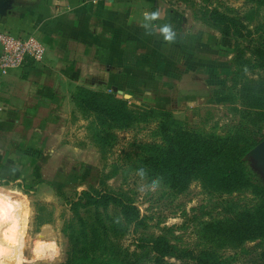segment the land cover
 <instances>
[{
	"label": "rangeland",
	"instance_id": "obj_1",
	"mask_svg": "<svg viewBox=\"0 0 264 264\" xmlns=\"http://www.w3.org/2000/svg\"><path fill=\"white\" fill-rule=\"evenodd\" d=\"M163 1L169 6L174 2L172 10L176 11L177 20L186 19V22H179V36L184 35L188 48L202 53L204 64L200 62L201 54L196 56L197 52H194L195 61L177 92V101L159 104L147 101L145 104L149 109L145 112L169 113L178 122V129L225 136L240 121L233 110L240 109V100L234 98L235 90H229L233 87V73L244 74V78L256 82L264 77V69L249 55L252 47L264 45V6L245 4V0H212L208 4L221 12H234L232 15L242 27L239 30L242 37L235 40L222 37L217 30L204 24L202 18L193 16L194 8H198L192 3L204 6V0ZM237 43L249 61L244 67L235 65ZM161 95L169 96L167 91H162ZM77 113L81 120H73L67 127V142L85 151L65 154L64 157L71 161L60 168V177L54 173L48 176L44 171L42 183L26 185L19 181L15 185L20 191H26L25 199L18 200V213L24 214V217L19 216V220L24 219L22 239L18 243H10L9 236L0 239V264H66L72 243L71 226L77 218L89 216L87 209L80 207L84 204V193L123 194L137 208L139 222L130 225L119 240L129 252L138 250L141 241L148 243L146 241L157 238L166 239L179 250L202 251L216 245L205 239L203 224L228 217L225 212L227 202L234 200L239 207L254 204L248 191L232 194L210 191L199 181L192 182L182 192L161 183L153 188L154 179L147 175L141 178L137 170L141 147L159 139L158 119L128 129H107V125L99 126L94 117ZM259 127L264 129V124ZM257 130V127L253 128V131ZM105 132L113 137L100 140L99 135ZM256 140L254 148L264 138ZM253 149L244 157L243 163L250 180L264 189V165L252 154ZM31 171L24 169L23 176L27 178ZM74 204L79 206L73 208ZM9 206V203L3 204V207ZM108 214L113 216V212ZM259 243H246L243 251L233 246H221L215 252L228 264H260L258 254L264 245L257 247ZM146 250L150 255L141 264H147L148 258L154 256L150 247ZM163 260L167 264H184L168 254Z\"/></svg>",
	"mask_w": 264,
	"mask_h": 264
},
{
	"label": "crops",
	"instance_id": "obj_2",
	"mask_svg": "<svg viewBox=\"0 0 264 264\" xmlns=\"http://www.w3.org/2000/svg\"><path fill=\"white\" fill-rule=\"evenodd\" d=\"M169 4L0 0V28L33 35L43 47L39 66L0 76V239H22L24 219L19 216L24 214L18 213V200L25 199L26 191L15 185L42 183L44 171L60 177V168L71 161L65 154L85 151L67 142V127L81 120L73 102L77 88L112 94L147 111V101H177L194 52L204 64L202 53L188 48L184 35L179 36V22L186 19L177 20L174 2ZM151 12L160 15L146 28L144 14ZM164 24L176 32L174 42L163 39L159 28ZM24 169L32 170L27 178Z\"/></svg>",
	"mask_w": 264,
	"mask_h": 264
},
{
	"label": "trees",
	"instance_id": "obj_3",
	"mask_svg": "<svg viewBox=\"0 0 264 264\" xmlns=\"http://www.w3.org/2000/svg\"><path fill=\"white\" fill-rule=\"evenodd\" d=\"M204 1V6L192 3L198 8L193 11L196 19L202 18L204 24L217 30L224 38L238 40L242 37L239 32L242 27L232 15L234 12L210 8L208 4L212 0ZM244 2L264 6V0ZM235 49V65L244 67L249 61L238 43ZM249 55L258 67L264 69V45H255ZM244 77V74L233 73L231 78L233 87L229 90H235L234 98L240 100V109L233 110L240 121L222 137L178 129V122L169 113L133 109L126 101L111 94L77 88L73 95L77 112L83 117H94L99 126L128 129L158 119L159 139L141 147L139 169L143 168L148 177L181 192L194 181H199L210 191L225 194L248 191L254 204L252 207H239L234 200L227 202L225 212L228 217L203 224L205 239L214 241L216 245L202 251L179 250L166 239L157 238L146 241L148 243L141 241L138 250L129 252L119 240L130 225L139 222L137 208L123 194L84 193V204L80 207L87 209L89 216L77 218L74 228L71 226L72 243L66 264H141L150 255L147 247L154 252L147 264H167L163 260L167 254L184 264H228L216 254L218 247L233 246L243 251L246 243L259 241L257 247L264 245V189L250 180L243 163L244 157L257 144L256 138H264V129L259 127L264 124V77L258 82ZM254 127L258 130L253 131ZM107 137L113 136L106 132L99 135L100 140ZM78 206L74 204L73 208ZM110 212L113 216H109ZM258 259L260 264H264V247Z\"/></svg>",
	"mask_w": 264,
	"mask_h": 264
},
{
	"label": "built area",
	"instance_id": "obj_4",
	"mask_svg": "<svg viewBox=\"0 0 264 264\" xmlns=\"http://www.w3.org/2000/svg\"><path fill=\"white\" fill-rule=\"evenodd\" d=\"M41 42L28 33L0 28V76L42 63Z\"/></svg>",
	"mask_w": 264,
	"mask_h": 264
},
{
	"label": "clouds",
	"instance_id": "obj_5",
	"mask_svg": "<svg viewBox=\"0 0 264 264\" xmlns=\"http://www.w3.org/2000/svg\"><path fill=\"white\" fill-rule=\"evenodd\" d=\"M160 13L159 12H151V13H145L144 14V19L146 22L145 27L148 28L150 25V22L152 21H156L159 18ZM160 33L163 36V39L167 42H174L175 38H176V32L174 31L173 27L171 24H164L162 26H160L159 28ZM137 174L143 178L146 173L145 170L143 168H140L137 170ZM159 185V180H153L152 181V187L155 188Z\"/></svg>",
	"mask_w": 264,
	"mask_h": 264
},
{
	"label": "water",
	"instance_id": "obj_6",
	"mask_svg": "<svg viewBox=\"0 0 264 264\" xmlns=\"http://www.w3.org/2000/svg\"><path fill=\"white\" fill-rule=\"evenodd\" d=\"M252 154L264 165V140L253 149Z\"/></svg>",
	"mask_w": 264,
	"mask_h": 264
}]
</instances>
